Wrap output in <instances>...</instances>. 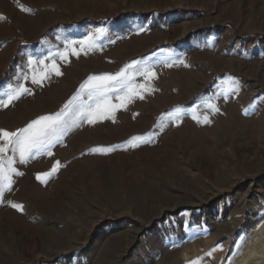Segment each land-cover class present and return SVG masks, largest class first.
I'll use <instances>...</instances> for the list:
<instances>
[{
	"label": "rangeland",
	"instance_id": "374dc122",
	"mask_svg": "<svg viewBox=\"0 0 264 264\" xmlns=\"http://www.w3.org/2000/svg\"><path fill=\"white\" fill-rule=\"evenodd\" d=\"M0 16V98L21 83L32 90L0 109L2 129L59 111L89 75L115 73L134 60L157 73L151 82L136 78L155 91L117 111L114 122L85 123L51 156L14 165L21 175L0 198V234L12 233L0 240V264H180L176 219L191 231L192 213L201 218L245 203L242 212L232 209L241 224L264 207V0H0ZM98 28L103 35H95ZM89 36L97 47L87 55L55 56L66 42ZM47 56L63 75L52 74L43 87L25 81L28 61ZM32 69L40 74L44 66ZM206 102L219 111L209 124L197 123L193 116L202 120ZM177 107L180 121L159 128L161 115ZM137 135L153 142L133 148L127 141ZM117 145L109 154L90 152ZM56 161L59 171L38 181ZM141 225L150 227L133 241ZM95 232L107 243L85 257ZM196 234L209 249L226 246L233 231L218 237L206 226ZM224 256L200 264H220Z\"/></svg>",
	"mask_w": 264,
	"mask_h": 264
},
{
	"label": "snow or ice",
	"instance_id": "6c2138e0",
	"mask_svg": "<svg viewBox=\"0 0 264 264\" xmlns=\"http://www.w3.org/2000/svg\"><path fill=\"white\" fill-rule=\"evenodd\" d=\"M20 11L28 13L30 10L21 6ZM4 17L0 16V20ZM141 29L140 31H143ZM105 29H96V36L103 35ZM79 45V47H77ZM97 46L94 36H89L84 41H68L63 51L55 54L62 61H68L69 57L79 58L81 54L87 53ZM45 61H51L46 64ZM176 63H184L181 61H165V67H173ZM33 64L44 66V70L37 74L33 69ZM31 75L25 73L23 79L31 84L43 87L44 82L51 78L52 74L59 77L63 75L56 59L52 56L44 57L39 61H28ZM187 67V65H185ZM137 77H142L144 81L151 82L157 78V73L152 67L146 66L140 60H134L126 64L115 73H102L89 75L78 87L76 92L64 103L61 109L55 113L45 114L28 122L25 126L8 131L0 128V198L6 193L12 191L14 176L21 173L14 167L19 162L26 164L30 159H35L38 155L51 156L53 148L56 145H62L64 138L74 129L81 127L83 124L95 125L106 119L115 121V113L121 109H126L128 103L138 98L143 100L145 94H151L155 91L150 83H138ZM24 95H32V90L21 83L17 87H10L0 98V109L8 108L15 101ZM118 101V103H114ZM207 112L203 115L202 120L193 116L197 123L209 124L210 114H216L219 109L211 102H206ZM182 108H175L172 112L162 114L157 124L163 129L167 122H179L181 119ZM153 142L151 135L133 136L127 141L133 148ZM119 146L95 147L90 150L92 154H109L116 150ZM11 153V155H9ZM18 158V159H17ZM61 162L53 163L52 168L44 173L37 174L36 179L41 183H46V178H51L59 171ZM9 206L18 212L23 211V205L12 203ZM247 234L238 236L234 245L226 256V264H233L238 258L247 244ZM223 251V245L217 244L207 255L211 256L215 251ZM197 258L190 261L189 264H200Z\"/></svg>",
	"mask_w": 264,
	"mask_h": 264
},
{
	"label": "bare ground",
	"instance_id": "6f19581e",
	"mask_svg": "<svg viewBox=\"0 0 264 264\" xmlns=\"http://www.w3.org/2000/svg\"><path fill=\"white\" fill-rule=\"evenodd\" d=\"M261 190L264 192V187ZM258 193L261 194V191ZM246 207L247 205L245 203H233L217 214L211 213L209 216L207 214H202L201 218L192 213V218H195L196 222L194 223V228L191 231H187L186 228H184V221L182 219H176L172 230L177 235L179 243L183 246V250L179 253L178 262L180 264H189L190 261L205 257L207 261L213 263L214 259L222 253L225 256L222 261H220V264H226L225 258L234 245L235 239L242 234H247L248 242L243 247L241 255L233 261V264H264V207H261L259 210H255L253 213H249V216L244 223L235 224L232 220V217L235 216L232 214V209L238 208V211L242 212ZM176 210L177 207L170 209L171 214ZM150 222L153 223L152 219ZM65 223L72 225V222L69 219L65 220ZM232 224L234 225V228H231ZM206 226L210 229L216 230L218 237L224 236V234L229 233L230 230L233 231V234H231V240H229L228 244L224 246L227 247L226 249L223 247V251L217 250L212 253L211 256L207 255L215 247L206 249V246L199 242L196 234L197 230H201ZM149 227L150 225H141L137 228L132 235V240L135 241L138 236ZM220 229L222 230L220 231ZM11 236L12 233L9 229L6 236H2L0 234V240H9L11 239ZM125 238L127 240L131 239L128 235H125ZM192 240L194 241L192 242ZM106 243L107 241L101 239V234L99 232H95L90 246L84 252V256L95 258L101 253ZM126 252L127 251H125V253ZM1 258L2 255L0 253V260Z\"/></svg>",
	"mask_w": 264,
	"mask_h": 264
}]
</instances>
